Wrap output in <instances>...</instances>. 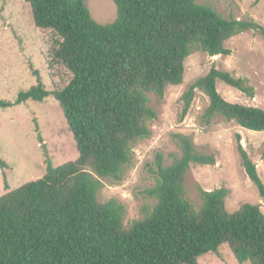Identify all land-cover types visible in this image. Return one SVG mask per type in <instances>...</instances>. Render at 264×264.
<instances>
[{
    "label": "trees",
    "instance_id": "obj_1",
    "mask_svg": "<svg viewBox=\"0 0 264 264\" xmlns=\"http://www.w3.org/2000/svg\"><path fill=\"white\" fill-rule=\"evenodd\" d=\"M34 26L60 39L46 64L52 90L37 72V85L20 92L15 104L52 96L66 120L77 158L0 197V264H200L204 254L227 246L238 264H264V213L244 204L229 213L225 187L201 191L195 208L186 197L185 176L192 165L213 166L215 157L196 151L177 134L180 156L165 166L155 158V200L143 218L125 227L126 210L116 200L100 202L107 179L119 180L131 164L136 141L149 136L156 113L148 94L162 98L184 78V61L193 51L229 56L230 38L264 27L253 20L226 19L195 0H112L116 18L95 22L84 0H25ZM68 79L57 85V72ZM248 98L254 90L242 77L211 67L183 92L181 117L202 92L209 101L206 125L220 116L252 132L264 131V110L225 101L216 83ZM12 103L0 101V107ZM241 166L264 200L256 165L239 143ZM0 165L6 164L0 160Z\"/></svg>",
    "mask_w": 264,
    "mask_h": 264
},
{
    "label": "rangeland",
    "instance_id": "obj_2",
    "mask_svg": "<svg viewBox=\"0 0 264 264\" xmlns=\"http://www.w3.org/2000/svg\"><path fill=\"white\" fill-rule=\"evenodd\" d=\"M199 5L212 8L222 17L253 20L264 27V0H195ZM93 20L109 24L116 18L112 0H84ZM31 6L25 0H0V101L12 103L0 107V197L8 190L37 180L44 175L46 160L53 168L74 161L78 154L73 137L58 102L49 96L42 102L28 100L15 104L20 92L37 85V72L46 90H52L46 64L51 61L52 50L60 39L50 30L34 26ZM229 56L210 57L193 51L184 61V78L179 86H169L162 98L149 93V106L155 111V120L148 123L150 134L135 142L132 161L123 169L119 180L107 179L99 194V201L114 199L126 210L125 227L143 218L144 210H151L155 200L145 194L154 186L155 158L161 155L165 166L180 156L175 135L191 139L197 152L213 155V166L192 165L185 176L184 188L190 203L199 208L201 191L225 187L229 193L225 208L229 213L244 204L260 205L264 213V200L250 182L241 166L237 150L239 143L256 165L264 184V131L252 132L220 116L209 125L203 120L208 98L200 91L190 108L181 117L183 92L196 79L206 75L211 67L229 72L247 80L254 90L248 98L237 89L218 81L216 88L230 103L257 107L264 110V40L256 32L246 31L225 42ZM55 79L61 85L68 79L64 71ZM200 264H238L227 246L218 254H204ZM244 264H249L248 262Z\"/></svg>",
    "mask_w": 264,
    "mask_h": 264
}]
</instances>
